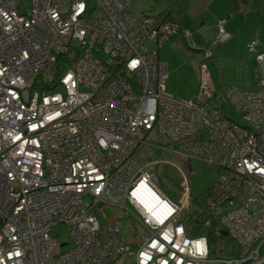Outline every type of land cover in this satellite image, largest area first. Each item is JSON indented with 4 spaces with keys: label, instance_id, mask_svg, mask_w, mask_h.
Here are the masks:
<instances>
[{
    "label": "built area",
    "instance_id": "1",
    "mask_svg": "<svg viewBox=\"0 0 264 264\" xmlns=\"http://www.w3.org/2000/svg\"><path fill=\"white\" fill-rule=\"evenodd\" d=\"M130 4L0 0V264H114L131 250L134 264H264V49L249 41L253 88H228L220 108L209 103L218 94L210 50L198 63L194 98H177L165 89L158 51L179 26L165 13L137 18ZM229 37L220 23L212 45ZM66 53L75 60L56 87L38 90ZM226 101L244 124L220 113ZM153 130L178 158L218 168L203 208H219L235 252L211 256L206 235L187 234L179 220L190 200L184 172L136 153ZM161 162L182 176L178 202L150 172ZM103 207L140 229L130 232L134 244ZM57 223L71 226L70 249L52 236Z\"/></svg>",
    "mask_w": 264,
    "mask_h": 264
},
{
    "label": "rangeland",
    "instance_id": "2",
    "mask_svg": "<svg viewBox=\"0 0 264 264\" xmlns=\"http://www.w3.org/2000/svg\"><path fill=\"white\" fill-rule=\"evenodd\" d=\"M19 1L22 3L23 7L30 3V0ZM200 1L201 0H131L130 11L137 18H152L165 10H170L173 14H178L180 16L182 14L193 15L202 11ZM176 41L178 46L181 45L180 47L176 46L174 41L169 40L160 47L158 52L160 57L168 62V73L170 72L171 66L172 72L174 70V65L176 66L175 69L178 67L177 76H171L170 78L167 77L165 89L168 93L177 98L186 100L193 99L194 97H187L184 94L185 87H190L191 85L189 82L185 84L181 80L180 74L186 75V71H190L189 64H191V66L193 64L194 75L195 78H197L195 72H197L196 60L198 54L196 56L190 55L192 54V51L188 46L184 43H180L179 40ZM219 45L222 46L221 43L216 45H212L211 43L206 50H210L212 54ZM148 46L152 47V43H148ZM176 47L178 48L176 49ZM216 51L214 52V56L211 55V57L206 60L212 80L221 87L218 94H216V96L209 102L215 107L220 106V95H223L228 88H240V86L245 88L243 85L249 82V78L243 72L241 66H238L236 63L229 60L222 64L217 62ZM171 87H174L179 91H175ZM220 113L240 124H244L230 101L225 102V106L220 109ZM172 149L173 146L170 139L165 135L160 134L157 130H153L147 134L145 140L136 150V153L146 160L151 158L154 160L172 161L180 166L190 188V200L187 207L180 213L179 220L183 222L189 236L204 234L208 237L210 246L212 245L214 247L215 257L228 256L236 251L237 246L235 241L230 237L220 235L222 226L219 223V208H216L215 210H205L203 208L205 191L213 183H216L219 178L218 168L204 160L191 159L188 161L186 159L178 158L172 152ZM150 172L156 178L157 188L167 195L169 199L178 202L183 187V180L179 171L174 166L161 162L151 167ZM103 210L107 217H120V236L125 242H131L134 244L135 239L133 236H130V232L137 234L140 229L135 228L129 220L122 218V212L115 207L113 209L103 207ZM197 217H200L203 222H193V219ZM208 220L211 221V224H208ZM104 223L105 221L100 219V224ZM213 228L216 229L215 232L213 231ZM71 231V226L65 223H57L51 229L52 236L57 237L61 242L62 250L70 249L73 246ZM114 264H134L133 250L121 255Z\"/></svg>",
    "mask_w": 264,
    "mask_h": 264
},
{
    "label": "crops",
    "instance_id": "3",
    "mask_svg": "<svg viewBox=\"0 0 264 264\" xmlns=\"http://www.w3.org/2000/svg\"><path fill=\"white\" fill-rule=\"evenodd\" d=\"M200 6H202V11L193 15L182 14L180 16L173 14L170 10L164 11L168 12L169 17L173 18V21H176L179 26L178 34L170 40L174 41L176 46H178L176 40L186 44L192 51L190 55L196 56L198 54L196 60V66L198 67V63L203 56V50L210 46L218 31L219 24L222 23L224 30L230 37L221 43L222 46L219 45L216 48L217 62L222 64L229 60L241 66L243 72L249 78V82L243 85L245 88L242 86L240 88H243V90L252 89L251 66L255 54L247 50V44L250 40L257 39L256 51L264 49V0H201ZM215 51L212 53L213 56ZM159 58L162 59L160 55ZM164 61L168 68V62ZM189 65L190 71H186V75L180 74V78L185 84L189 82L191 85L190 87H185L184 94L187 97H194L198 88V73L195 72L197 75V78H195L194 66L193 64L192 66L191 64ZM175 67L174 65L173 72L172 66L170 67L168 78L178 75V67L176 69ZM214 85L216 90L219 91L220 85L216 82H214ZM171 88L179 91L174 87Z\"/></svg>",
    "mask_w": 264,
    "mask_h": 264
},
{
    "label": "trees",
    "instance_id": "4",
    "mask_svg": "<svg viewBox=\"0 0 264 264\" xmlns=\"http://www.w3.org/2000/svg\"><path fill=\"white\" fill-rule=\"evenodd\" d=\"M164 13H165V18L166 19L171 20V21L174 20L173 18L169 17V13L168 12H164ZM74 60H75V58L71 57L68 53L58 56V58H57V62L58 63L56 65V67H55V69H57L55 71V77L53 79H51L50 81L45 80L46 81L45 83H39L41 86L38 87V90H40V91H49L50 89L55 88L56 85H57L56 82L58 80V76H59L60 72L64 69V67L67 64H70ZM220 105H221V102H220ZM217 108H220V106H217ZM193 222L200 223V222H203V220L200 217H197V218L193 219ZM213 231L215 232L216 229L213 228ZM220 235H226V232H225V230L223 228H221ZM227 237H229V236H227ZM210 253L213 256L215 254L214 247L212 245L210 246Z\"/></svg>",
    "mask_w": 264,
    "mask_h": 264
},
{
    "label": "bare ground",
    "instance_id": "5",
    "mask_svg": "<svg viewBox=\"0 0 264 264\" xmlns=\"http://www.w3.org/2000/svg\"><path fill=\"white\" fill-rule=\"evenodd\" d=\"M159 15H160V14H159ZM56 70H57V69H56ZM56 70H55V71H56ZM52 79H53V78H52ZM155 146H156V145H155Z\"/></svg>",
    "mask_w": 264,
    "mask_h": 264
}]
</instances>
